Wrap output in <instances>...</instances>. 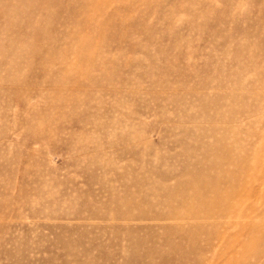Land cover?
<instances>
[{
	"label": "rangeland",
	"instance_id": "obj_1",
	"mask_svg": "<svg viewBox=\"0 0 264 264\" xmlns=\"http://www.w3.org/2000/svg\"><path fill=\"white\" fill-rule=\"evenodd\" d=\"M0 264H264V0H0Z\"/></svg>",
	"mask_w": 264,
	"mask_h": 264
}]
</instances>
